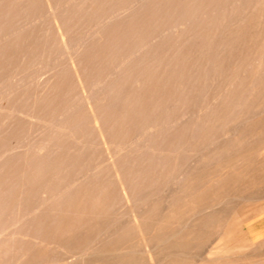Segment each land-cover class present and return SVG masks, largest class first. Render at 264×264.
<instances>
[{
  "label": "rangeland",
  "instance_id": "374dc122",
  "mask_svg": "<svg viewBox=\"0 0 264 264\" xmlns=\"http://www.w3.org/2000/svg\"><path fill=\"white\" fill-rule=\"evenodd\" d=\"M0 74L2 264H264V0H0Z\"/></svg>",
  "mask_w": 264,
  "mask_h": 264
},
{
  "label": "bare ground",
  "instance_id": "6f19581e",
  "mask_svg": "<svg viewBox=\"0 0 264 264\" xmlns=\"http://www.w3.org/2000/svg\"><path fill=\"white\" fill-rule=\"evenodd\" d=\"M80 1V0H79ZM82 1V0H81ZM82 4V3H81ZM93 5V3H92ZM3 7V6H2ZM55 8V7H54ZM93 8V7H92ZM117 13V12H116ZM131 20V19H130ZM84 23V22H83ZM95 23V22H94ZM89 26V25H88ZM3 29V28H2ZM23 29V28H22ZM6 32V31H5ZM39 39V38H38ZM40 41V40H39ZM42 43V42H41ZM23 44V43H22ZM32 45V44H31ZM73 48V46H72ZM79 48V47H78ZM139 50V49H138ZM37 56V55H36ZM26 58V57H25ZM33 59V58H32ZM38 59V58H37ZM108 61V60H107ZM35 64V63H34ZM88 68V67H87ZM126 69V68H125ZM99 70V69H97ZM1 75V74H0ZM15 75V73H14ZM95 75V74H94ZM13 76V75H12ZM80 81V80H79ZM1 84V83H0ZM79 84V83H78ZM135 84V83H134ZM83 89V88H82ZM39 93V92H38ZM53 97V96H52ZM126 97V96H125ZM134 97V96H132ZM82 98V97H81ZM131 98V97H130ZM130 101V100H129ZM128 101V102H129ZM49 105V104H48ZM57 108V106H56ZM63 112V111H62ZM30 117V116H29ZM32 117V116H31ZM107 120V119H106ZM93 126L96 127V132L98 136H102L104 128L98 126L96 118L93 120ZM91 124V123H90ZM150 127V126H149ZM151 128V127H150ZM149 128V129H150ZM32 132V131H31ZM16 137V136H15ZM18 137V136H17ZM12 138V137H11ZM81 141V140H80ZM28 142V141H27ZM3 144V143H2ZM159 165V164H158ZM88 166V165H87ZM156 166V165H155ZM147 168V167H146ZM145 168V169H146ZM88 170V169H87ZM23 175V173H21ZM41 175V174H40ZM26 178L25 175H23ZM149 179V178H148ZM154 180V179H153ZM152 180V181H153ZM27 181V180H26ZM6 178L0 176V254L15 256L17 259H24L28 254V246L30 243H35L34 239L38 238V231L41 229V226L31 223L30 226L25 227L22 225L21 217L18 216L19 211H22L24 214L30 212L29 209L25 206V195L23 193V186L18 195L5 196L3 194V187L5 186ZM8 188V187H7ZM9 189V188H8ZM38 191V190H37ZM55 191V190H54ZM53 191V192H54ZM42 194V193H41ZM51 194V193H50ZM61 194V193H60ZM45 194L43 195V197ZM138 200V199H137ZM43 201V200H42ZM102 202V201H101ZM80 205V204H79ZM16 207V208H15ZM70 208V207H69ZM13 209V210H12ZM73 209V208H72ZM35 214L36 212H32ZM139 214V213H138ZM14 215L15 218H14ZM52 219H55L59 224L58 210L51 212ZM11 221H10V219ZM13 219V220H12ZM139 219V218H138ZM134 224L138 225L136 217L132 219ZM56 224L55 227L59 228V225ZM129 224V223H128ZM31 227V229H30ZM27 237V238H25ZM62 242V241H61ZM63 243V242H62ZM60 244V243H59ZM68 245V244H67ZM19 246L21 249H18ZM26 246V249H22ZM3 249V250H2ZM222 249V248H221ZM213 251V250H212ZM217 251V250H216ZM215 252V251H214ZM34 254V253H33ZM35 255V254H34ZM80 256V255H79ZM222 257V256H221ZM69 260V259H68ZM3 259H0V264H2ZM67 263V262H66ZM37 264H65V260H56L53 262L39 261Z\"/></svg>",
  "mask_w": 264,
  "mask_h": 264
}]
</instances>
